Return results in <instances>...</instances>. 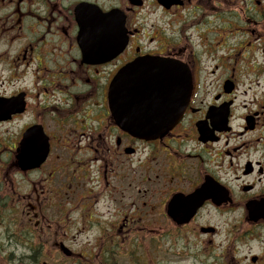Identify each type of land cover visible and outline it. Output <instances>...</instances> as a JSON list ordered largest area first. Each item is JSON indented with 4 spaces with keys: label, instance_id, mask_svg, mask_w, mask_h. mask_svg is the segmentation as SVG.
<instances>
[{
    "label": "flooded vegetation",
    "instance_id": "1",
    "mask_svg": "<svg viewBox=\"0 0 264 264\" xmlns=\"http://www.w3.org/2000/svg\"><path fill=\"white\" fill-rule=\"evenodd\" d=\"M142 59L167 130L118 123ZM0 264H264V0H0Z\"/></svg>",
    "mask_w": 264,
    "mask_h": 264
},
{
    "label": "water",
    "instance_id": "2",
    "mask_svg": "<svg viewBox=\"0 0 264 264\" xmlns=\"http://www.w3.org/2000/svg\"><path fill=\"white\" fill-rule=\"evenodd\" d=\"M159 63L158 59L138 60L122 68L114 78L110 98L117 109L119 124L137 125L149 117L166 124L167 130L182 116L191 92L190 81L184 75L176 81L170 80L163 74V69L169 67H161ZM137 129L141 134L147 131Z\"/></svg>",
    "mask_w": 264,
    "mask_h": 264
}]
</instances>
